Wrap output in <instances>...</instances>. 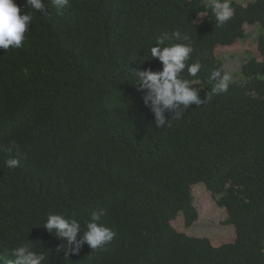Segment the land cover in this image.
Here are the masks:
<instances>
[{"label":"trees","instance_id":"obj_1","mask_svg":"<svg viewBox=\"0 0 264 264\" xmlns=\"http://www.w3.org/2000/svg\"><path fill=\"white\" fill-rule=\"evenodd\" d=\"M209 2L68 0L58 12L45 0L49 15L32 12L22 46L0 49V264L21 245L43 253L42 264H264V35L242 66L245 81L165 109L163 126L138 90L137 71L163 68L151 47L189 43L180 78L206 101L211 72L223 69L216 51L243 40L246 26L264 30V0L230 2L223 26ZM197 184L224 209L230 242L214 246L177 226L180 215L187 228L197 220ZM92 211L116 233L99 250L84 243L72 254L75 243L43 227L63 214L79 221V240Z\"/></svg>","mask_w":264,"mask_h":264},{"label":"clouds","instance_id":"obj_2","mask_svg":"<svg viewBox=\"0 0 264 264\" xmlns=\"http://www.w3.org/2000/svg\"><path fill=\"white\" fill-rule=\"evenodd\" d=\"M51 4L59 12L67 6L68 0H51ZM28 10L24 12L16 0H0V49L8 50L10 47L19 48L25 40L26 33L33 20L32 12H39L40 15L47 16L48 6L45 0H25ZM206 7L211 9L218 26L226 24L234 14V9L230 0H210ZM31 10V11H30ZM196 21H192L195 24ZM171 36L176 39L188 41L187 33L175 30ZM165 37L157 38V45H164ZM194 49L189 43H172L169 46L151 47L150 54L162 62L163 68L159 72L150 69L137 71L138 90H147L144 97L145 105L151 103V110L154 112L156 125H165L163 111L165 109L183 106L188 108L192 103L197 105L206 103L212 95H217L228 91L229 83L232 79L230 73L223 72V69L213 70L209 82H214L211 94H208L206 101H201L196 89L190 88L188 79L180 78V73L185 69L186 61H189ZM202 64L199 61L189 64L188 73L195 77L201 70ZM180 113H177L179 116ZM170 126V125H169ZM10 168H16L20 164L18 158H11L6 161ZM91 221L87 223V230L82 237L77 240L80 233V223L76 219L69 220L63 214H49L43 227L49 232H55L66 242L67 246L75 243L71 247L72 254H78L81 246L87 243L92 251L104 248L115 237L116 233L102 222L100 213L92 211ZM234 229V227H233ZM15 260H8L7 264H42L45 261L43 253L29 251L27 245H21L13 250Z\"/></svg>","mask_w":264,"mask_h":264},{"label":"rangeland","instance_id":"obj_3","mask_svg":"<svg viewBox=\"0 0 264 264\" xmlns=\"http://www.w3.org/2000/svg\"><path fill=\"white\" fill-rule=\"evenodd\" d=\"M255 0H230L239 4H245ZM205 15L200 14L197 22L202 21ZM246 37L235 43L229 49L216 51V56L223 65L225 73L231 74L230 83L245 81L242 75V66L248 60L250 54L258 56L257 41L259 36L264 35V30L255 26L245 27ZM193 204L198 212L197 220L186 227L182 215L175 221L179 228H184L188 236L196 238H207L214 246L230 242L234 229L232 225L224 224L226 213L224 209L218 207L211 193L206 190L204 185L197 184L192 188Z\"/></svg>","mask_w":264,"mask_h":264}]
</instances>
